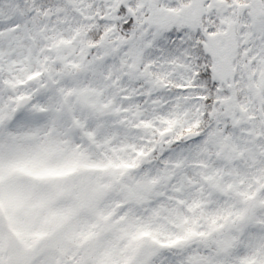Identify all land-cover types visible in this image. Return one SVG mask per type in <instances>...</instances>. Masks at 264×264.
Segmentation results:
<instances>
[{
	"label": "snow or ice",
	"instance_id": "1",
	"mask_svg": "<svg viewBox=\"0 0 264 264\" xmlns=\"http://www.w3.org/2000/svg\"><path fill=\"white\" fill-rule=\"evenodd\" d=\"M0 264H264V0H0Z\"/></svg>",
	"mask_w": 264,
	"mask_h": 264
}]
</instances>
